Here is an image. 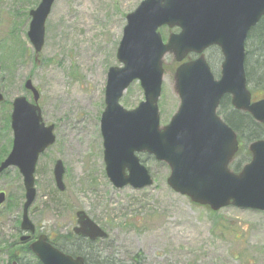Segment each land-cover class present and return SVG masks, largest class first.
<instances>
[{
  "label": "rangeland",
  "instance_id": "1",
  "mask_svg": "<svg viewBox=\"0 0 264 264\" xmlns=\"http://www.w3.org/2000/svg\"><path fill=\"white\" fill-rule=\"evenodd\" d=\"M40 1L0 0V83L5 94L0 103V147L13 139V130L3 128L12 102L20 95L32 99L24 87L28 77L40 89L44 121L56 125V142L41 154L35 173L37 197L30 216L40 232L54 240L67 234L77 224L76 211L84 209L109 233L108 239L91 247L95 258L103 254L109 264H264V211L231 205L214 214L209 207L174 191L167 182L169 167L148 154L141 158L154 177L153 185L117 188L106 174L100 118L107 72L111 66L122 65L117 49L126 16L142 0H56L46 22L44 47L35 62L27 32L30 11ZM16 28L31 56L6 52L5 38ZM159 30L165 40L175 31L167 26ZM216 57L218 53L207 52L218 76ZM164 67L159 101L162 124L169 122L180 104L173 87L176 61L171 55L166 56ZM255 82L250 87L259 93ZM144 98L139 81H135L121 103L131 109ZM57 159L66 167L65 191L56 187L53 168ZM1 190L8 199L0 208V264H12V251L18 246L10 245L21 235L25 201L18 167L0 175ZM216 218L228 228H216ZM139 252L144 257L136 261L133 257ZM25 255L31 264L34 257Z\"/></svg>",
  "mask_w": 264,
  "mask_h": 264
},
{
  "label": "water",
  "instance_id": "2",
  "mask_svg": "<svg viewBox=\"0 0 264 264\" xmlns=\"http://www.w3.org/2000/svg\"><path fill=\"white\" fill-rule=\"evenodd\" d=\"M56 0H41L30 11L28 37L35 58L45 44V25ZM264 16V0H143L127 14L117 59L122 65L109 68L105 89V109L101 116L106 172L111 182L122 188H143L154 183L139 153H148L170 167L167 178L176 192L194 203L218 211L234 205L264 211V139L250 144L253 157L236 173L230 168L239 149L237 132L218 113L222 98L229 94L237 110L249 112L264 125V99L252 101L245 70L246 40ZM179 28L167 42L159 28ZM218 46L224 60L216 78L205 51ZM191 53L199 56L184 61ZM171 54L182 62L174 74V91L180 105L170 122L161 124L159 99L165 76V57ZM140 81L145 99L135 108H125L120 99L128 87ZM33 101L24 95L13 101L11 127L13 147L0 164V173L10 166L24 177L26 201L21 227L34 233L36 226L29 208L37 194L36 165L41 153L56 141L55 124L43 121L40 91L31 78L25 82ZM4 94L0 85V102ZM65 165L54 166L57 187L65 190ZM0 192V206L5 201ZM74 232L92 240L108 237L86 213H76ZM23 235L22 241L30 238ZM43 264H86L83 256L67 254L42 233L30 244Z\"/></svg>",
  "mask_w": 264,
  "mask_h": 264
},
{
  "label": "trees",
  "instance_id": "3",
  "mask_svg": "<svg viewBox=\"0 0 264 264\" xmlns=\"http://www.w3.org/2000/svg\"><path fill=\"white\" fill-rule=\"evenodd\" d=\"M17 31V28L12 30L9 38H5L6 41L3 43V46L6 47V52L10 56H14L17 52L21 57L23 56H31V50L27 48ZM10 42H13L10 43ZM213 52H218L219 50L216 47L211 48ZM218 50V51H217ZM6 57V56H5ZM245 68L248 83L252 84V82L256 81V86L263 87L264 86V17L259 21V23L251 29L248 35V39L246 42V59H245ZM219 113L223 116V118L235 129L238 133V137L241 143H249L253 140L264 138V128L263 125L257 122L253 116L244 111H240L234 109L231 104V98L229 95L224 96L221 101ZM6 125L4 124V129L7 130L10 128L9 124L11 121L10 114L5 116ZM12 143V138L9 141H6V144H2L0 147V160L4 157L5 154L8 153L9 148ZM240 159L239 157L236 162L232 164V168L235 171H239L240 169ZM9 205L13 208L15 206L14 203L9 202ZM216 212H214L215 214ZM214 225L216 228H228L226 223H222L218 218L214 220ZM224 231V230H222ZM225 232V231H224ZM50 241L64 250L67 253H70L74 256L82 255L85 257V261L87 264H109L106 258H102L104 255L99 254L97 258L94 257L93 250L91 247L94 242L90 241L88 238H82L78 235L74 234V232L69 231L67 234L62 235L57 239H50ZM60 243L62 245H60ZM23 253L32 254L29 245L23 246ZM15 251H12V258L15 255ZM140 257H144L142 252L136 254V257L133 259L136 261L140 260ZM21 261V260H20ZM29 264L27 259H23V264ZM31 264H42L36 257L35 260L31 262Z\"/></svg>",
  "mask_w": 264,
  "mask_h": 264
},
{
  "label": "flooded vegetation",
  "instance_id": "4",
  "mask_svg": "<svg viewBox=\"0 0 264 264\" xmlns=\"http://www.w3.org/2000/svg\"><path fill=\"white\" fill-rule=\"evenodd\" d=\"M194 57V56H193ZM216 58H218V60H219V62H220V66H221V63H222V61H223V55H222V53L220 52V50H219V53H218V57H216ZM178 64L176 63V66H177ZM261 89V88H260ZM259 93H255V92H253V96L255 95V98L253 97V100H258V99H263L264 98V86L262 87V89L260 90V91H258ZM253 141H251V142H249V143H244L245 145H244V149H243V153H242V155H241V159H240V164H241V166H240V169L241 168H243L244 167V165H246L251 159H252V157H253V153H252V151H251V149H250V144L252 143ZM243 144H241V146H242ZM241 146H240V148H239V150L241 149ZM239 158V157H238ZM238 158L236 159V160H238ZM236 160H235V162H236ZM239 169V170H240ZM27 243H30L29 241L27 242ZM20 244V242H14L13 244H11L10 245V247H13V248H15L16 246H18L19 248L20 247H22L21 246V244ZM16 250V249H15ZM20 250V249H19ZM19 260H20V258H19V256L17 255V253L14 255V257H13V261H12V264H19Z\"/></svg>",
  "mask_w": 264,
  "mask_h": 264
}]
</instances>
